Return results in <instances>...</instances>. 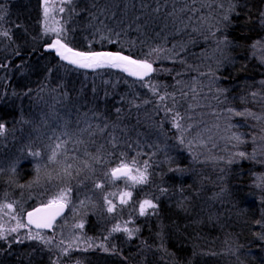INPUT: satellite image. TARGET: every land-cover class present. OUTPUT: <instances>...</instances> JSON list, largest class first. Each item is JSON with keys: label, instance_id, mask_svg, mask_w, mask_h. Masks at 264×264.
Here are the masks:
<instances>
[{"label": "trees", "instance_id": "1", "mask_svg": "<svg viewBox=\"0 0 264 264\" xmlns=\"http://www.w3.org/2000/svg\"><path fill=\"white\" fill-rule=\"evenodd\" d=\"M226 3L227 61L205 65L212 43L201 14ZM0 6V231L7 237L0 239V264H264V0L62 6L72 47L147 59L156 71L143 81L59 59L48 48L42 0ZM51 107L67 121L65 132L41 133ZM219 117L231 121L226 148L195 149L191 139L203 127L216 141ZM121 161L141 172L147 163V182L133 186L129 206L150 199L155 210L106 211L95 187L116 179L111 170ZM55 184L74 189L82 227L71 218L64 223L68 210L50 231L26 222ZM121 214L131 218L125 229L132 235L110 232ZM37 235L42 239H29ZM227 241L232 253L220 258L216 251Z\"/></svg>", "mask_w": 264, "mask_h": 264}, {"label": "rangeland", "instance_id": "2", "mask_svg": "<svg viewBox=\"0 0 264 264\" xmlns=\"http://www.w3.org/2000/svg\"><path fill=\"white\" fill-rule=\"evenodd\" d=\"M68 3H69L68 0H55V1L48 0V5H47L49 8L48 14H47V16H45V12H44L45 2L43 3L44 7L42 10V14H43V19H44L45 29H56L57 30L55 32H53V31H47L46 32L45 31L46 35L52 37L53 40L55 38H57L58 35L62 38L66 37V39H63V42L69 44V42H67V40L71 38V28L68 27L67 20L64 19V17L62 16V12H60V8L64 4L67 5ZM221 8H223V11H221V9L219 8L218 10H213V11L210 10L209 14H207V15L201 14V16L204 17V19L202 20V22L204 23V26L208 25V28L206 30V33H207L206 39H207V41L212 43L211 49L207 52H204V54L202 55V59L205 60V65L214 64L218 67L219 64L227 61L226 60V53H227V48H228V42H227V39L224 37L221 26H222V23L224 25H227L229 23L228 3H226L225 6H221ZM200 10H201V12L208 13L207 8H205V9L201 8ZM59 13H61V14L59 15ZM69 45L71 46V44H69ZM224 120H225L224 118L219 117L216 119V122L212 125V127H214V129H215V135L217 138L216 141H213L214 137L212 138L211 135H209V133L206 131L207 128L203 127L202 130L200 131V134L196 135L193 139H191L192 140L191 142H193L192 144L195 146V149L200 148L201 152H203V146L204 147H207V146L214 147L216 145V143L218 146L221 144L223 149H225L226 148V147H224L225 144L229 143V141L232 140L233 134L231 133V126H230L231 121L224 122ZM66 123H67V121L65 120V118H63V116L60 113H58L57 109L51 107L48 117H46L40 124L41 133L43 132V129L46 132L53 133V134H56L59 132H65L64 128L66 127ZM59 128H60V130H59ZM191 142H189V143L191 144ZM192 144H191V146H192ZM38 155H40V154H38ZM58 162H59L58 165L62 166L60 161H58ZM53 167H56V166L52 165L51 168H53ZM116 167H118V166H116ZM116 167H114V168H116ZM130 167L133 168L132 174L137 175L135 168L133 166H130ZM103 185L105 186V188L102 187ZM135 185H137V184H135ZM135 185L133 184V182L131 180L125 181L124 178H121V179L110 178L104 184L101 183V185H99L100 187L96 186L95 188L98 191L104 192V194L103 193L99 194V198L104 203V206H105L106 211L108 213L117 212V210L122 211L125 209L128 212L132 211V214H133V211H135L136 215H138V214L142 215L140 213V204H142L144 200L142 202H140L137 205V207L129 206V203L131 202V198L133 195L132 188ZM53 186H55L53 188V191H51L50 196L46 199V201L43 204H47L50 200L59 197L62 192L65 193L64 198H63V202L67 205V208H68L67 210L69 211V213L65 214L63 221H64V223H66L67 218H71L74 221V224H73L74 227L75 226L76 227H82V225H83V220L81 217L82 211L79 209L77 204H75L74 189L71 187V185H68V184H66V185L55 184ZM126 192H131L132 195H131V197H124L127 200V203L122 204L121 203V196L123 193H126ZM145 200H150V199H145ZM108 201H111V205L108 203ZM111 206H114L113 211H108L109 207H111ZM11 209H12V207H11ZM152 210L153 209H147V211L144 214H146ZM122 214H124V213H122ZM122 214L119 216L117 215V218L121 221V223L119 222L118 225H116L115 227L110 229L111 233H117L121 229H123V228L125 229L126 224L131 223V220H130L131 218H126V216L122 215ZM61 225H62V223H60V222L56 223V226H58V227H60ZM117 226H119V230L113 231V229L116 228ZM128 230H130V229L128 228ZM128 234H129V232H128ZM75 237H77V236H75ZM227 245H230L229 241L226 242V245L225 244L220 245L216 251V255L217 256L221 255L220 258H222L223 256L226 257L227 255L231 254L232 248L227 247Z\"/></svg>", "mask_w": 264, "mask_h": 264}, {"label": "snow or ice", "instance_id": "3", "mask_svg": "<svg viewBox=\"0 0 264 264\" xmlns=\"http://www.w3.org/2000/svg\"><path fill=\"white\" fill-rule=\"evenodd\" d=\"M70 2V0H68ZM48 0H45V16H47L49 8H48ZM0 10H2V6H0ZM64 9L61 7L60 11ZM2 19V17H0ZM227 19V18H226ZM45 31H57L56 29H45ZM4 36H8L9 33L5 31L3 33ZM66 37H60L59 35L55 39L54 42L48 44V48L54 50L59 57V59L63 61H67L68 64L74 65L77 68L83 69H100V68H116L122 69L124 72L128 73L129 76L136 77L138 80L143 81L145 77H149L151 73L156 71L153 68V64L150 63L147 59H134L132 55H125L123 51H78L69 46L68 43L62 42ZM153 92L158 91L155 86H152ZM165 96H161L160 100L163 101ZM119 111V109H117ZM171 109L165 107V112H170ZM238 115H242L243 113H237ZM179 117V113L174 114V119ZM177 128L180 127L178 123L175 124ZM3 134V125L0 124V135ZM239 139V138H237ZM181 142L182 139H181ZM60 145H57L59 148ZM33 155H38V153H33ZM56 152L53 151L52 158H55ZM123 155V154H121ZM239 155L243 156L244 153H240ZM132 165H135L137 161L133 158L131 161ZM147 163L145 162L143 172L140 171L139 168H136L135 171L137 175H133V168L129 166V164L120 162L119 166L112 169L111 175L116 179L124 178L125 181L131 180L133 184H144L147 182ZM97 187H100L97 185ZM70 191V190H69ZM65 193H61L59 197L50 200L46 205L42 208L36 209L34 212L28 213V219L30 224H35L38 228H50L52 227V222L55 220L56 216L60 214L62 209L65 207L63 202ZM131 192L123 193L121 196V203H127V200L124 197H131ZM111 205V201H108ZM5 207L11 208L12 205L8 204ZM114 206L109 207L108 211H113ZM157 205L154 204L151 200H144L142 204H140V213L143 215L147 209L155 210ZM23 227V225H20ZM119 230V226L113 229V231ZM10 231L15 232L16 229H11ZM125 231L129 232V235H132V232L125 229ZM3 232L0 231V239H6ZM264 238V237H262ZM29 239H42L39 235L36 237H29ZM13 242H18L15 240ZM47 243V241H45ZM107 250V249H105Z\"/></svg>", "mask_w": 264, "mask_h": 264}, {"label": "water", "instance_id": "4", "mask_svg": "<svg viewBox=\"0 0 264 264\" xmlns=\"http://www.w3.org/2000/svg\"><path fill=\"white\" fill-rule=\"evenodd\" d=\"M42 2L44 3L45 0H42ZM55 39H56V38H55ZM55 39H54L52 42H54ZM62 42H63V41H62ZM64 43H65V42H64ZM69 46H70V45H69ZM70 47H72V46H70ZM72 48H74V47H72ZM49 49H50V48H49ZM74 49H76V48H74ZM50 50H52V49H50ZM76 50H78V51H83V50H79V49H76ZM52 51H54V50H52ZM93 51H113V52H115L114 50H109V49H100V50H93ZM54 52H55V51H54ZM55 54H56V52H55ZM123 54H125V55H129V54H126V53H124V52H123ZM56 55H57V54H56ZM133 58H134V59H138V58H135V57H133ZM62 61H63V60H62ZM63 62L66 63L67 65H69V66L75 68V69L83 70V71H88V72H94V71H98V70H106V69H113V70H116V71H119V72L123 73V74H124L126 77H128V78L138 80L136 77L129 76L128 73L124 72L122 69H116V68L83 69V68H77V67L74 66V65L68 64L67 61H63ZM153 68H154V66H153ZM154 69H155V68H154ZM154 72H155V71H154ZM154 72L151 73L149 77H145L144 80L150 78L151 76H153ZM138 81H141V80H138ZM112 177H113V176H112ZM113 178H115V177H113ZM64 204H65V203H64ZM44 205H46V204H40V205H37V206H35L34 208L30 209V210L26 213V222L28 223L29 226H31V227L34 228L35 230L50 231V230H52V228H53V226L55 225V223H56V222H57V221H58V220H59V219H60V218H61V217L67 212V209H68V208H67V205L65 204V207L62 209V211L60 212V214H59L58 216H56L55 220L52 222V227H50V228H38V227H36L35 224H30V223H29L28 213H30V212H34L36 209H38V208H42Z\"/></svg>", "mask_w": 264, "mask_h": 264}, {"label": "bare ground", "instance_id": "5", "mask_svg": "<svg viewBox=\"0 0 264 264\" xmlns=\"http://www.w3.org/2000/svg\"><path fill=\"white\" fill-rule=\"evenodd\" d=\"M228 5H229V3H228ZM230 6V5H229ZM223 24V23H222ZM224 25V24H223Z\"/></svg>", "mask_w": 264, "mask_h": 264}]
</instances>
